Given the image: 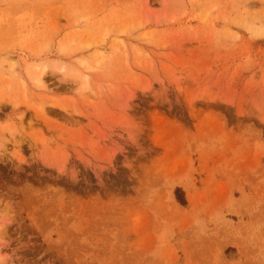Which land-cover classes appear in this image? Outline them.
<instances>
[{
	"label": "rangeland",
	"instance_id": "obj_1",
	"mask_svg": "<svg viewBox=\"0 0 264 264\" xmlns=\"http://www.w3.org/2000/svg\"><path fill=\"white\" fill-rule=\"evenodd\" d=\"M7 55L0 264H264V0H0Z\"/></svg>",
	"mask_w": 264,
	"mask_h": 264
},
{
	"label": "bare ground",
	"instance_id": "obj_2",
	"mask_svg": "<svg viewBox=\"0 0 264 264\" xmlns=\"http://www.w3.org/2000/svg\"><path fill=\"white\" fill-rule=\"evenodd\" d=\"M102 42L104 41V40H101ZM87 46H90L89 44H87ZM96 49H98V51L100 52V50H105V47H104V45L102 46V45H97L96 47H95ZM13 57H11V56H6L2 61H1V65H0V71L2 72H0L1 74H6L7 73V71H11V73L13 72V71H16V70H14L15 69V67H14V59H12ZM81 65H85V62H82L81 63ZM43 69V68H42ZM41 69V71L37 74H35V76L32 78V81L36 84V86L37 87H43L42 85V77H43V73H44V70H42ZM14 73V72H13ZM16 73V72H15ZM65 73V72H64ZM79 72H77V71H72L70 74H68L70 77H72L73 79H75V78H77L78 77V75H80V74H78ZM67 74V73H66ZM3 77H4V75H3ZM78 79V78H77ZM79 80V79H78ZM83 81H85V80H83ZM75 82V81H74ZM76 82H78V81H76ZM82 82V80H79V83H81ZM85 83V82H84ZM82 84H83V82H82ZM81 84V85H82ZM83 86H84V84H83ZM44 88V87H43ZM41 90H44V89H41Z\"/></svg>",
	"mask_w": 264,
	"mask_h": 264
}]
</instances>
